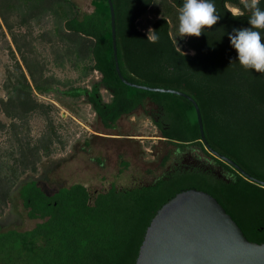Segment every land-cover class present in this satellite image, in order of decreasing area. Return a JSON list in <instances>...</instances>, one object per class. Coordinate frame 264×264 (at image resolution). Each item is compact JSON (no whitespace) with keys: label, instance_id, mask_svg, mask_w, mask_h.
Here are the masks:
<instances>
[{"label":"trees","instance_id":"16d2710c","mask_svg":"<svg viewBox=\"0 0 264 264\" xmlns=\"http://www.w3.org/2000/svg\"><path fill=\"white\" fill-rule=\"evenodd\" d=\"M112 2L118 61L124 78L137 85L176 90L192 97L200 108L210 146L264 183V75L245 71L229 40L233 28L249 27L251 12L241 0H213L220 20L200 37H186L189 52L179 49L172 35L171 20H178L183 0H161L163 16L152 24L159 36L157 43L147 40L148 32L140 28V21L158 0ZM92 5L94 11L81 17L71 0H0V15L10 30V14L21 13L24 22L52 18L57 31L88 41V52L76 55L92 60L90 69L101 78L91 89L71 88L64 96H87V103L108 130L115 129L125 116L144 110L175 152L161 158L164 171L148 184L124 189L114 185L98 194L81 184L53 194H47L36 181L18 186L28 218L40 222L27 231H0V264H136L147 229L158 211L189 190L214 197L250 242L264 244V184L244 176L206 149V163L175 164L174 158L186 148L203 147L195 107L179 95L124 84L116 70L109 1L92 0ZM228 5L238 7L243 15L233 14ZM259 6L264 9V0ZM0 35L6 36L1 21ZM25 65L32 84L24 73L10 84L9 101L16 114L27 111L33 102V90L52 91L38 64L25 59ZM103 89L111 96L108 102L103 98ZM38 153L39 147L33 148V157ZM25 158L26 153L20 150L14 166L0 164L1 195L10 196L17 186ZM122 165L129 168L128 162Z\"/></svg>","mask_w":264,"mask_h":264},{"label":"rangeland","instance_id":"374dc122","mask_svg":"<svg viewBox=\"0 0 264 264\" xmlns=\"http://www.w3.org/2000/svg\"><path fill=\"white\" fill-rule=\"evenodd\" d=\"M71 1L81 17L94 11L92 0ZM160 2L141 19L140 28L145 32L163 16ZM19 14L9 15L11 30L0 15L6 34L0 35V164L14 166L20 150L26 153L25 169L17 186L10 196L0 194L3 232L31 230L40 222L28 218L20 199L17 188L25 182L36 181L47 194L76 184L84 185L92 194L106 192L114 185L124 189L153 182L164 171L161 158L175 152L144 110L125 116L115 129L108 130L84 98L64 96L71 88H90L101 78L90 69L92 60L76 55L87 53L90 43L57 31L52 18L24 22ZM178 24V20H171L173 38L179 49L188 51L187 38L179 37ZM25 59L38 64L52 91L33 90V108L29 109L31 103L27 111L16 114L9 101L10 84L23 73L32 84ZM102 95L107 102L111 99L106 90H102ZM35 147H39L37 157L32 155ZM196 154L201 161H208L203 151L197 150ZM123 162L129 163L128 169Z\"/></svg>","mask_w":264,"mask_h":264},{"label":"water","instance_id":"95a60500","mask_svg":"<svg viewBox=\"0 0 264 264\" xmlns=\"http://www.w3.org/2000/svg\"><path fill=\"white\" fill-rule=\"evenodd\" d=\"M108 1L116 70L122 82L133 88L171 93L189 100L197 112L204 147L200 150L206 149L244 176L264 184L210 146L205 137L200 108L192 97L176 90L137 85L124 78L118 61L115 9L112 0ZM136 264H264V244L250 242L214 197L202 191L189 190L178 194L158 211L147 229Z\"/></svg>","mask_w":264,"mask_h":264},{"label":"clouds","instance_id":"9594fccd","mask_svg":"<svg viewBox=\"0 0 264 264\" xmlns=\"http://www.w3.org/2000/svg\"><path fill=\"white\" fill-rule=\"evenodd\" d=\"M244 8L251 12L249 27L233 28L229 34L231 46L237 53V60L245 71L264 75V9L260 0H241ZM178 33L180 38L200 37L205 29H212L220 20L213 0H183L178 9ZM243 15V12L240 13ZM147 40L157 43L159 36L149 28ZM232 62H230V65ZM229 65V66H230Z\"/></svg>","mask_w":264,"mask_h":264},{"label":"flooded vegetation","instance_id":"af4514ba","mask_svg":"<svg viewBox=\"0 0 264 264\" xmlns=\"http://www.w3.org/2000/svg\"><path fill=\"white\" fill-rule=\"evenodd\" d=\"M227 7L233 14H236V13L240 14L241 13V10L236 6L228 5ZM91 88H92V86L90 87V89ZM107 93H108V91H107ZM63 95H64V93H63ZM86 98H87V96L84 98L85 101H87ZM91 107H92V105H91ZM197 150H200V147L192 146V147L186 148L185 151H183L180 155H178L174 158L175 164L176 165L181 164L183 166H185V165L199 166L202 163H206L207 161H201L200 157L196 154ZM0 231H2V225L1 224H0Z\"/></svg>","mask_w":264,"mask_h":264}]
</instances>
